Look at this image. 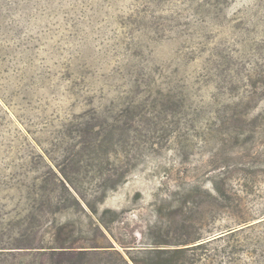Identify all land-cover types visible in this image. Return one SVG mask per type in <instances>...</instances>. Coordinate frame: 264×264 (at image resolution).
Returning <instances> with one entry per match:
<instances>
[{
  "label": "rangeland",
  "instance_id": "rangeland-1",
  "mask_svg": "<svg viewBox=\"0 0 264 264\" xmlns=\"http://www.w3.org/2000/svg\"><path fill=\"white\" fill-rule=\"evenodd\" d=\"M200 237L264 264V0H0V264Z\"/></svg>",
  "mask_w": 264,
  "mask_h": 264
},
{
  "label": "trees",
  "instance_id": "trees-1",
  "mask_svg": "<svg viewBox=\"0 0 264 264\" xmlns=\"http://www.w3.org/2000/svg\"><path fill=\"white\" fill-rule=\"evenodd\" d=\"M121 169H123V167ZM118 177H119L118 180H116L114 183V188H117L118 185H120L121 183L124 182V180L126 178V174L125 173L120 174V176H118ZM64 187L69 191V189L66 187L65 184H64ZM72 198L76 202H78V200L73 195H72ZM87 207L89 209H91L93 211V213H97V208L92 207L90 204H87ZM101 225L104 227V222H101ZM201 239H202L201 237L196 238L195 241L192 243V245H195V246H192L190 248L178 247L177 249H168L167 246H156L152 250H148V251H150V254L152 257L148 258L146 264H178V261H175V257L182 254L185 250L199 248L202 245H204V244H201L202 243ZM110 248H113V247H110ZM160 248H162V249H160ZM154 254H157V255H154ZM163 255L171 256V258L163 259V257H162ZM120 256L122 257V259L126 263H128V261H126L121 254H120ZM130 261L133 264H138V262H136L132 258H130Z\"/></svg>",
  "mask_w": 264,
  "mask_h": 264
}]
</instances>
